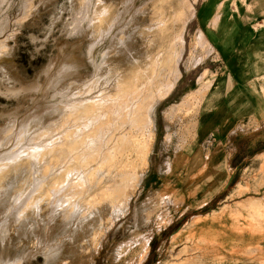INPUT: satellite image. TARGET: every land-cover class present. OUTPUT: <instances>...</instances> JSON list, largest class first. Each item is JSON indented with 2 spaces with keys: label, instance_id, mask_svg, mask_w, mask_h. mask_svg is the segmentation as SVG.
Wrapping results in <instances>:
<instances>
[{
  "label": "rangeland",
  "instance_id": "rangeland-1",
  "mask_svg": "<svg viewBox=\"0 0 264 264\" xmlns=\"http://www.w3.org/2000/svg\"><path fill=\"white\" fill-rule=\"evenodd\" d=\"M170 1L0 0V264H68L65 258L70 264H264V160L257 167L250 160L244 163L248 167L237 172L224 201L193 208L202 204L196 202L193 192L194 183L202 176L197 178L200 172L193 174V170L186 173L188 149L193 146L203 155L211 152L210 146H196L209 130L205 124L199 125V119L202 110H207L211 84L228 75L219 67L222 57L207 35L199 45L192 40L197 31L195 21L190 22L195 15L190 17L193 5L197 11L196 0L183 1L187 21L178 23L181 29L167 25L161 29H168L165 42L175 58L165 79L179 77H173L176 83L172 91L155 107L156 134L149 165L139 185L133 181L126 184L128 207L113 218L104 215L97 238L90 241L83 233L79 237L88 245L81 253H64L65 258L61 252L44 250L46 243L36 246L28 236L21 237L18 244L9 231L17 195L34 197L32 203L46 211L48 224L58 226L57 222L65 219L60 213L65 209L55 196L63 195L66 189L44 193L40 187L52 174L43 149L30 155L32 148L46 141L37 138L36 131L58 124L71 92L64 87L76 91L75 83L92 77L95 62L129 59L133 53L138 59L140 31L151 24L158 10L171 14ZM253 80L264 90V74L253 75ZM249 101L251 98L243 104L246 110ZM211 106L217 113L227 109L230 121L233 112L239 114L242 108L228 104L224 97ZM226 128L222 125L208 137L228 139L233 130ZM237 133L246 138L264 137V128ZM259 148L264 150V145ZM246 151V155L254 152ZM24 163L31 164L26 176L16 175ZM238 184L241 188L234 192ZM81 201L83 205L85 201ZM32 203L27 209L35 207ZM85 203L88 211L97 206ZM20 204L25 205L22 201L16 208ZM92 211L90 217L93 214L95 219ZM57 217L62 219L56 221ZM32 221L39 219L34 215ZM89 222L97 225V221Z\"/></svg>",
  "mask_w": 264,
  "mask_h": 264
},
{
  "label": "bare ground",
  "instance_id": "bare-ground-1",
  "mask_svg": "<svg viewBox=\"0 0 264 264\" xmlns=\"http://www.w3.org/2000/svg\"><path fill=\"white\" fill-rule=\"evenodd\" d=\"M183 1L171 0V14L160 9L151 24L142 28L138 59L133 53L129 59L94 60L92 77L75 83L76 91L64 84V88L71 92L65 101L63 115L58 124L36 131L37 138L43 137L46 141L32 148L30 155L44 150L49 159V174L52 176L40 186L44 193L66 189L63 195L55 196L65 209L60 212L62 216L64 213L65 219L59 221L62 218L57 217L56 221L60 224L53 226L51 222L49 225L45 220L46 211L35 205L36 202H33L35 207L27 209L26 206L32 207L29 204L35 201L34 197L29 195L24 199L17 195L11 208L14 219L9 231L18 244L21 237L28 236L36 246L46 243L44 250L61 252L64 258L67 255L64 253H81L88 244L80 235L86 233L90 241L96 239L98 228L104 226V215L113 218L115 213L128 207L130 195L125 194L126 184L133 181L139 185L149 165L156 134L155 107L160 99L172 91L176 83L173 77H179L171 75L165 79L175 58L172 56L173 50L165 42L168 29L163 32L161 29L166 25L179 29L181 23L180 26L178 23L187 21ZM202 35L192 39L193 42L197 45L202 43ZM52 154L54 157L50 156ZM167 163L170 169L171 165ZM29 166L30 163L22 164L16 175L25 177ZM118 178L120 181L116 182ZM240 188L241 184H238L233 191L237 192ZM119 196L123 200H117ZM81 200L86 202L85 205H97L96 208L95 205L89 207H94L95 210L91 211L96 212L95 219L91 218L93 214L90 217L91 211L83 206L84 203L81 204ZM22 201L24 207L21 203L20 208H16L15 205ZM34 215L39 221H32ZM89 221H97V225ZM22 229L24 232L21 234ZM65 260L71 263L70 259Z\"/></svg>",
  "mask_w": 264,
  "mask_h": 264
},
{
  "label": "crops",
  "instance_id": "crops-1",
  "mask_svg": "<svg viewBox=\"0 0 264 264\" xmlns=\"http://www.w3.org/2000/svg\"><path fill=\"white\" fill-rule=\"evenodd\" d=\"M196 3L197 11L193 5L190 17L195 15L190 21L196 23L197 32L193 36L203 34L205 39L207 35L222 57L219 67L228 73L211 84L206 96L207 110H202L199 119V125L203 123L209 130L196 146L200 149L202 145L210 146L211 152L203 155L190 146L187 153L190 160L186 165V173L189 175L193 170V174L200 172L197 178L202 176L193 187L196 202L202 201L201 205L193 208H200L220 203L228 197L230 192H227L229 187L226 188V185L230 175L233 173L235 177L238 171L248 167L245 162L250 160L257 167L264 160V150L259 148L264 145V137L246 138L237 133V130L264 128V90L261 84L253 80V75L264 74V0H196ZM223 97L228 104L242 105L239 114L233 112L231 121L226 116L227 109L217 113L216 107L211 106L216 99ZM248 98L251 101L247 102L249 108L246 110L243 104ZM211 118L216 120L211 121ZM259 123L263 125L253 127ZM222 125L227 126L226 131L233 130V136L228 139L208 137L211 131H218ZM191 145H195V142ZM245 148L254 152L246 155ZM237 158L241 160L237 161Z\"/></svg>",
  "mask_w": 264,
  "mask_h": 264
},
{
  "label": "water",
  "instance_id": "water-1",
  "mask_svg": "<svg viewBox=\"0 0 264 264\" xmlns=\"http://www.w3.org/2000/svg\"><path fill=\"white\" fill-rule=\"evenodd\" d=\"M233 178H234V174L232 173V174L230 175V178H229L228 182H227L226 188H228L229 185L232 183Z\"/></svg>",
  "mask_w": 264,
  "mask_h": 264
}]
</instances>
